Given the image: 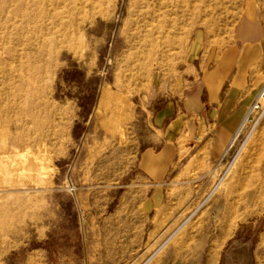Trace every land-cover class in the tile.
Listing matches in <instances>:
<instances>
[{
    "label": "rangeland",
    "instance_id": "374dc122",
    "mask_svg": "<svg viewBox=\"0 0 264 264\" xmlns=\"http://www.w3.org/2000/svg\"><path fill=\"white\" fill-rule=\"evenodd\" d=\"M251 5L264 18V0H0V264H264V115L213 161L140 166L147 95ZM16 151L37 162L8 171Z\"/></svg>",
    "mask_w": 264,
    "mask_h": 264
},
{
    "label": "crops",
    "instance_id": "0c3cea01",
    "mask_svg": "<svg viewBox=\"0 0 264 264\" xmlns=\"http://www.w3.org/2000/svg\"><path fill=\"white\" fill-rule=\"evenodd\" d=\"M263 85L264 18L258 7L246 8L226 37L194 31L147 95L155 138L140 158L141 169L160 181L192 152L211 161L224 155Z\"/></svg>",
    "mask_w": 264,
    "mask_h": 264
},
{
    "label": "bare ground",
    "instance_id": "6f19581e",
    "mask_svg": "<svg viewBox=\"0 0 264 264\" xmlns=\"http://www.w3.org/2000/svg\"><path fill=\"white\" fill-rule=\"evenodd\" d=\"M0 139H1L0 140V150L7 154V151L5 150V143L6 142H5L4 133L0 134ZM17 153H18V151H16L15 153H12V154L8 153L7 156H8L9 162L11 163L8 166V171H11V170L13 171L15 168H19L20 166L25 167L29 163H32V162H37L38 155H32L31 153H29V151L22 152L23 155H19ZM32 156H33V159L31 158ZM0 162H2V158H1Z\"/></svg>",
    "mask_w": 264,
    "mask_h": 264
},
{
    "label": "built area",
    "instance_id": "2783aa9c",
    "mask_svg": "<svg viewBox=\"0 0 264 264\" xmlns=\"http://www.w3.org/2000/svg\"><path fill=\"white\" fill-rule=\"evenodd\" d=\"M264 115V88L259 91L255 100L253 101L248 114L246 115L242 127L247 124H252L256 126L262 119ZM235 140V139H234Z\"/></svg>",
    "mask_w": 264,
    "mask_h": 264
}]
</instances>
